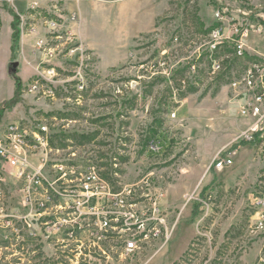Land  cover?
Returning <instances> with one entry per match:
<instances>
[{"label":"rangeland","instance_id":"obj_1","mask_svg":"<svg viewBox=\"0 0 264 264\" xmlns=\"http://www.w3.org/2000/svg\"><path fill=\"white\" fill-rule=\"evenodd\" d=\"M258 17L264 0H27L19 13L13 0H0V127L44 123L54 149L95 161L114 190L148 179L139 192L163 194L172 231L165 244L129 257L107 240L105 254L95 246L80 264H264L262 209L252 203L264 187V141H238L249 120L227 84L250 59L225 50L233 25L249 28L245 42L264 37L252 31ZM216 23L223 43L215 58L208 28ZM213 59L226 69L222 78L211 72ZM51 68L54 81L40 79ZM154 134L161 147H151ZM225 154L232 165L217 169ZM68 244L32 251L25 242L0 252V264H71Z\"/></svg>","mask_w":264,"mask_h":264},{"label":"built area","instance_id":"obj_2","mask_svg":"<svg viewBox=\"0 0 264 264\" xmlns=\"http://www.w3.org/2000/svg\"><path fill=\"white\" fill-rule=\"evenodd\" d=\"M36 5L35 1L31 3L32 8ZM215 16L221 20L219 11ZM232 31L233 36L225 38L231 40L233 56L242 58L248 52L245 38L249 28L233 25ZM252 31L264 35V21H258ZM211 36L215 40L213 51L223 43L221 28H214ZM254 55L256 59L227 82L232 103L240 116L249 120L238 135L239 142L264 141V55ZM222 68L220 61L212 60V74ZM54 74L51 68L38 75L52 83ZM76 78L77 88L83 89L80 70ZM40 79L30 85L29 91L38 88ZM45 91L52 93V88ZM50 138L44 123L25 126L10 122L0 127V252L24 249L25 242H30L32 251L67 250L70 242L73 247L69 250L76 253L70 262L80 264L79 256L85 250L89 256L97 246L105 254L100 245L107 240H114L120 256L129 257L153 241H168L172 231L165 224L163 194L138 190L148 187V179L114 190L95 161L84 160L75 151L68 156L60 154L51 146ZM232 163L225 154L215 161V167L223 169ZM252 203L262 209L258 227L264 228V187Z\"/></svg>","mask_w":264,"mask_h":264},{"label":"trees","instance_id":"obj_3","mask_svg":"<svg viewBox=\"0 0 264 264\" xmlns=\"http://www.w3.org/2000/svg\"><path fill=\"white\" fill-rule=\"evenodd\" d=\"M257 20L258 21H262V19H260L259 17L257 18ZM16 24H17V16H16V19H14V21H13V23H12V29H13V34H12V42H13V44H12V49H13V47H14V42H16V40H17V36H18V34H17V29H16ZM216 27H218V24L216 23V24H213L212 26H210V28H208V30L211 32L214 28H216ZM208 31V32H209ZM17 34V35H16ZM217 49H218V46H216V48L213 50V52L214 53H216L217 52ZM225 50L227 51V52H230V53H232L233 54V52H234V49H233V46H226L225 45ZM218 55H217V53L214 55V57L216 58ZM233 57V59H237L236 57H234V56H232ZM244 57L246 58V59H250V60H254V59H256V57H252V56H249L248 54H245L244 55ZM228 62V61H227ZM226 62V63H227ZM226 68H229V65L226 67ZM179 70V69H178ZM178 70H175L174 71V73L171 75V77L170 78H172L173 80L176 78V75H177V73L179 72ZM225 71H226V69H224V70H222L220 73H218V76L219 77H223L224 76V73H225ZM217 76V77H218ZM15 85L17 86V88H18V86H20V79L18 78V77H16L15 78ZM14 94L16 95L17 94V90L14 92ZM160 138L156 135V134H154L153 136H151L150 137V139H149V142L151 143V144H154L155 146H162V145H159L160 144Z\"/></svg>","mask_w":264,"mask_h":264},{"label":"crops","instance_id":"obj_4","mask_svg":"<svg viewBox=\"0 0 264 264\" xmlns=\"http://www.w3.org/2000/svg\"><path fill=\"white\" fill-rule=\"evenodd\" d=\"M14 6L16 8L17 13L21 12L24 10V7L26 6L27 0H13ZM10 29H11V21H10ZM10 35H11V30H10ZM258 36V35H257ZM262 40H264L263 36H258L256 37L253 35L252 41L246 40V46L249 51H252L254 54H259V55H264V49L259 47V44ZM22 66V63H20Z\"/></svg>","mask_w":264,"mask_h":264}]
</instances>
